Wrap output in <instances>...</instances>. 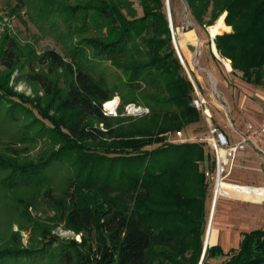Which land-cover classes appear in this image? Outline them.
Instances as JSON below:
<instances>
[{"label": "trees", "instance_id": "trees-1", "mask_svg": "<svg viewBox=\"0 0 264 264\" xmlns=\"http://www.w3.org/2000/svg\"><path fill=\"white\" fill-rule=\"evenodd\" d=\"M141 1L140 18L124 14L123 6L133 13L127 0H19L14 9L26 8L39 27L56 18L52 30L60 33L67 54L51 50L26 60L16 38L5 34L0 39V116H13V125H18V116L32 118L22 127L20 143H4L0 185L8 184L6 195L20 187L37 189L82 240L45 233L40 244L25 247L15 233L10 244L0 246V264H200L212 196L201 167L210 163L213 169V158L202 144H169L164 138L202 117L193 106L195 88L176 53L164 1ZM185 2L198 24L209 17L212 26L227 13L232 32L215 38L218 53L231 61L234 72L242 73L245 83L264 88V0ZM25 60L28 77L49 98L46 109L9 86ZM36 61L63 73L54 82L44 71H35ZM103 62L122 76L110 80L99 70ZM116 94L122 103L144 104L150 114L131 123L106 116L103 106ZM53 107L58 116L51 117ZM97 123L108 131L94 128ZM34 125L30 139L45 135L60 139L61 146L38 160L17 161L24 150L19 146L29 140ZM156 144L161 146L147 149ZM54 162L74 167L68 190L59 199L49 181L34 186ZM24 214L30 218L28 210ZM225 256L222 264H264V229L244 232L239 247L227 253L220 245L208 248L204 264Z\"/></svg>", "mask_w": 264, "mask_h": 264}, {"label": "rangeland", "instance_id": "rangeland-1", "mask_svg": "<svg viewBox=\"0 0 264 264\" xmlns=\"http://www.w3.org/2000/svg\"><path fill=\"white\" fill-rule=\"evenodd\" d=\"M127 1L130 3V9L133 13L130 14L126 6L122 7V11L125 15H127L128 18H140L144 15V8L141 0ZM163 1L165 4V12L170 23L172 35L173 32L176 33L175 36L177 43L185 29H187V32H196L200 38V45L188 44L189 55H186L184 51L181 52V55L185 61V64H182L190 80L192 82H197L199 90L206 96L212 95L210 98V103L212 105L211 109H221L222 112L225 109L227 111L228 109L231 110L229 104L226 103L225 96L223 94V88L228 82V85H231L235 94H237L238 91H241L240 97L246 93L245 90L249 91V93H246L249 96L248 103L251 105L250 107L248 105L249 110L252 111V115L256 114L257 116H262L263 118L264 88L245 83L242 79V73L234 72V70L228 72L224 59L220 55V59H215L213 57V44L211 42L209 28L214 26L223 15H225L226 18L227 13L222 14L212 26H208L207 23L210 20L209 17L206 18L207 23L205 24H198L195 22L187 8L185 0ZM18 5H20L19 0H0V39L5 34H8L12 38H16L20 43V47L24 50L26 56L24 59L26 60L41 56L45 52L51 50L66 57L67 48H65L63 44L65 41H62L58 31L52 30L53 21H55L56 18H52L49 21L40 23V26L42 27H39L33 20L30 19L31 13L29 11L27 12L26 8L24 10H18L15 12L14 9L19 8ZM48 28H50L53 33H49V31H47ZM60 28H63V26H60ZM231 32L232 28L231 31L224 32L223 34ZM173 44L175 47L174 39ZM199 47L201 51L200 54H198ZM176 53L179 56L177 50ZM26 60L24 69L20 72L15 71L12 74L9 86L13 90L14 94L27 98L35 107L46 109L49 98L42 87L37 85V83L30 80L28 77L30 67ZM34 69L35 71H44L43 73L48 75L49 79L53 80L54 82L63 73L61 69L51 71L48 65H41L38 63V61H36V66H34ZM0 70H2L1 60ZM99 70L104 71L106 76L112 81L115 80L117 76H122L121 71L117 70L107 62H103L100 65ZM196 74L202 78L203 85H199ZM59 85L63 86L61 81H59ZM122 92H126L125 88H123ZM120 95L116 94V96L119 97ZM231 101L234 103V106L232 108V112H229L230 118H232L231 116L233 115L235 116V112H238L240 109V106L236 105L234 102V98H232ZM126 105L127 102L123 101L122 103L121 101V105L118 110L119 115L116 117V119H123L126 120L127 123H131L148 117V115L141 117H131L126 115ZM140 105L145 106L142 103H140ZM26 107L31 108L30 105H27ZM254 108H259V111L257 110L255 112ZM21 110L22 109H18L19 112H21ZM239 114L240 116H243L242 112H239ZM50 115L51 117L58 116V114H55V107L50 109ZM18 117L20 118V120L16 122L18 125H13V116H0V154L5 152L4 143L9 141L20 143L23 138V133L25 132L24 128L22 127L32 122V118L27 117L25 114L21 115V117ZM231 121L232 124L230 122L228 123V131L233 129L232 126H234L235 130H239V132L243 131L246 124L248 123L245 122L240 125V123L237 124V121L235 123L233 119H231ZM46 123L49 125L48 122ZM94 128L100 129L102 132L108 131L106 126L103 124L99 125V123L95 124ZM29 130L30 132L27 135L29 140L19 146V149L24 148V150L19 155V158L16 159L17 161L26 162L38 160L41 156L60 148V139H51L45 137V135L38 139H30L32 135H35V125L29 128ZM204 130L205 127L203 126L200 129L190 133L188 132L189 130L187 128L182 131H184L189 137L198 136V133L196 132H203ZM233 131H229V133ZM167 134H165L164 138L166 139V142L170 144V142L167 141ZM160 146L161 145L156 144L148 147L147 149L153 150ZM204 149L206 154L210 152L206 146ZM253 154V157L249 156L248 158L246 157L238 162L230 177L231 182H237L246 186H264V153L261 151H254ZM202 166V171H206L208 168H211L210 163H203ZM73 168L74 167L69 164L54 162L42 172L41 177L39 174L38 182H36L34 186H46V181H49L52 186L54 196L57 199L63 198L66 191L68 190L71 175L74 173ZM7 186L8 184L3 186L0 185V246H6L10 244L15 233L21 235L22 243L25 247H30L34 241L40 244L45 236V233L57 236L62 240H76L81 242V235L76 234L74 230L67 229L65 222L60 220L59 211L52 204H50V202L47 201L44 196H41L37 189L20 187L13 189L9 192V194L6 195L5 188ZM3 196L8 198H4ZM20 199L23 200L25 208L23 207L24 205L21 203ZM213 205V198L210 195L209 199L207 200L206 207L207 224L204 237V253L207 234L211 224L216 229V243L214 245H209L208 248L220 245L225 253L229 252L231 249H237L239 247L243 239L244 232H249L254 229H264V202L261 204H256L241 199L229 197L220 198L216 205V211L213 215L214 218L212 221L211 214ZM26 210H28L30 218L24 214ZM202 259L200 264H204L205 256L203 262ZM226 259L227 256L210 259L207 260L206 264H222Z\"/></svg>", "mask_w": 264, "mask_h": 264}, {"label": "built area", "instance_id": "built-area-1", "mask_svg": "<svg viewBox=\"0 0 264 264\" xmlns=\"http://www.w3.org/2000/svg\"><path fill=\"white\" fill-rule=\"evenodd\" d=\"M214 44V39H212ZM195 88V96L193 99L194 108L200 113L203 120L208 124L212 120L210 109V98L212 95H204L197 86L196 81L193 82ZM121 98L114 96L103 106L106 116L117 117ZM125 114L131 117H141L150 114L148 107L131 103L125 106ZM234 132V131H233ZM167 141L171 144L199 143L206 146L213 158L214 168L205 171V177L212 187L213 206H216L220 198L229 197L219 193V188L224 182H229L235 160L249 146L260 150L264 153V120L258 122H248L245 129L240 132V139L233 141L226 130L213 124H209L207 130L198 136H187L184 131L171 132L167 134ZM236 186L245 185L234 183ZM264 202V201H263ZM213 210V209H212Z\"/></svg>", "mask_w": 264, "mask_h": 264}, {"label": "crops", "instance_id": "crops-1", "mask_svg": "<svg viewBox=\"0 0 264 264\" xmlns=\"http://www.w3.org/2000/svg\"><path fill=\"white\" fill-rule=\"evenodd\" d=\"M215 42H214V48H215ZM217 48V47H216ZM188 51H189V47H187ZM212 49H213V45H212ZM217 53H218V50H216ZM212 53H213V57L215 56L216 58L220 59V54L218 55L217 53L214 52V49L212 50ZM226 61V59H224V62ZM196 77L198 79V83L199 85H203L202 84V78L196 74ZM197 83V82H196ZM223 86V85H222ZM246 93H249L248 90H245ZM244 93L242 95V97H240V94H241V91H238L237 94H235L233 92V88L231 87V85H228V82L226 83V85L224 86L223 88V94L225 96V100H226V103L229 104V107L231 108V110L228 109V111L225 109L223 110V112L220 110H212L211 107V103H210V109H211V113H212V120L209 124H213V125H216L218 127H221L222 129L226 130V132L230 135V137L232 138L233 141H237L240 139V132L239 130H235L234 126L233 129H234V132H230L229 131H233V129L229 130L228 131V123L230 122L232 124V121L231 119H233L236 123L237 121V124L240 123V125H242L243 123L245 122H258V121H261V120H264V117L262 118V116H257L256 114L252 115V111L249 110V107L251 106L249 103H248V98L249 96ZM234 98L235 99V103L236 105L240 106V109L238 112H235V116H231L232 118H230V115H229V112H232V108L234 106V103L231 101V99ZM210 102H211V99H210ZM232 104H231V103ZM225 105V104H223ZM249 105V107H248ZM226 106V105H225ZM259 111V108H254V111ZM239 112H242L243 113V116H240ZM231 114V113H230ZM251 120H254V121H251ZM205 120H201L199 123H196V124H192L190 125L189 127H187V129L189 130L188 132H193V131H196L198 129H200L201 127H205V130H207V127L209 125ZM205 130L203 132H196L198 133V135H201L205 132ZM264 148V147H263ZM254 151H260L256 148H254L253 146H249L244 152H242L241 154H239V156L237 157V159L235 160V163H234V166L232 168V173H233V170L235 168V166H237L238 162L241 160V159H244V158H248L249 156H254ZM231 173V175H232ZM231 177V176H230ZM229 181H230V178H229ZM234 183V182H233ZM237 183V182H235ZM237 184H240V183H237ZM252 185V184H251Z\"/></svg>", "mask_w": 264, "mask_h": 264}, {"label": "bare ground", "instance_id": "bare-ground-1", "mask_svg": "<svg viewBox=\"0 0 264 264\" xmlns=\"http://www.w3.org/2000/svg\"><path fill=\"white\" fill-rule=\"evenodd\" d=\"M229 31H231V27L225 23V15H223L214 26L209 28L211 42H212V39L215 40V38L218 35H221L224 32H229ZM188 44L200 45V38L196 32L191 31V32H184L182 34L181 38L179 39L177 43L179 51L180 52L184 51L186 55H189L188 49H187ZM214 51L215 53H217L215 48H214ZM225 64L227 66L228 72L233 71L230 60H226ZM219 193L230 196L231 198L250 201L256 204H261L264 201V186H246L245 185L242 188V187L236 186L234 183L224 182L219 188ZM212 209L213 210L211 214L212 215L211 220L213 221V218H214L213 215L215 214L216 206H213ZM215 241H216V229L211 224L208 234H207V242L209 245L211 244L214 245L216 243Z\"/></svg>", "mask_w": 264, "mask_h": 264}, {"label": "water", "instance_id": "water-1", "mask_svg": "<svg viewBox=\"0 0 264 264\" xmlns=\"http://www.w3.org/2000/svg\"><path fill=\"white\" fill-rule=\"evenodd\" d=\"M187 8H188V10H189V12H190V9H189L188 5H187ZM170 18H171V17H170ZM184 32H187V29H185ZM175 35H176V33L173 32V39H174V43H175L176 50L178 51V54H179V57H180L182 63L185 64V61H184V59H183V57H182V55H181V52L179 51V48H178V46H177V41H176V36H175ZM212 44H213V42H212ZM213 49H214V44H213ZM215 49L217 50L216 45H215ZM200 52H201V51H200V47H199V48H198V54H200ZM214 52H215V51H214ZM208 247H209V244H208V242L206 241V245H205V253H206ZM205 253H204V256H205ZM204 256H203V259H204ZM203 259H202V262H203Z\"/></svg>", "mask_w": 264, "mask_h": 264}]
</instances>
